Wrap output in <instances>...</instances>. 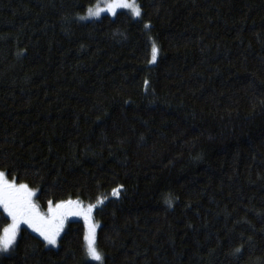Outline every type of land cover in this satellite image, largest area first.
Wrapping results in <instances>:
<instances>
[{"label":"trees","instance_id":"1","mask_svg":"<svg viewBox=\"0 0 264 264\" xmlns=\"http://www.w3.org/2000/svg\"><path fill=\"white\" fill-rule=\"evenodd\" d=\"M96 2L0 0V170L41 208L104 199L103 264H264V0ZM84 235L21 228L0 264H97Z\"/></svg>","mask_w":264,"mask_h":264},{"label":"snow or ice","instance_id":"2","mask_svg":"<svg viewBox=\"0 0 264 264\" xmlns=\"http://www.w3.org/2000/svg\"><path fill=\"white\" fill-rule=\"evenodd\" d=\"M121 9L127 10L133 17L138 18L142 15L137 0H97L94 5L87 8V15L81 19H99L104 13L115 17ZM157 54L158 48L153 42L150 62L156 61ZM120 190L119 187L114 188L112 195L119 196ZM35 194L27 184L17 183L14 177L9 179V173L0 170V208L11 220L0 234V252H9L13 248L22 224L38 233L47 245L57 247L65 220L69 216H82L87 224L93 208L96 207L88 205L84 208L79 201L73 200L60 201L55 205L49 201L47 213H41L38 205L33 202ZM165 202L171 205L170 199H166ZM98 203L103 201L100 200ZM96 227L95 224H88L84 235L86 255L97 264H103L104 256L99 251L96 241Z\"/></svg>","mask_w":264,"mask_h":264},{"label":"rangeland","instance_id":"3","mask_svg":"<svg viewBox=\"0 0 264 264\" xmlns=\"http://www.w3.org/2000/svg\"><path fill=\"white\" fill-rule=\"evenodd\" d=\"M94 5V4H93ZM119 11H123V12H126V13H128L131 17H133L132 15H131V13L130 12H128L127 10H124V9H121V10H118V12ZM87 15V10L83 13V14H81L79 17H78V19L79 20H81V21H92V20H97V19H81V17H83V16H86ZM104 15H107V16H109V17H113V16H111L110 14H108V13H104V14H102V16H104ZM101 16V17H102ZM100 17V18H101ZM134 19H139L140 17H133ZM151 48H152V46H151ZM150 61H151V57H150ZM152 63V62H151ZM35 193H36V190H34V189H32ZM102 201H103V203L105 202V200L104 199H101ZM73 201H78V200H73ZM100 201V200H99ZM33 202L35 203V204H37L38 205V207H39V210L41 211V213H47V211H48V204H47V206L45 207V208H41L40 207V205H39V203L37 202V200H36V194H35V196L33 197ZM80 202V201H79ZM59 203V202H58ZM81 203V205L84 207V208H87L88 207V205H96V207H94L93 208V210H92V213H91V215H90V218H89V220H88V222H87V224H86V222H85V220H84V218L82 217V216H69L66 220H65V222H64V228H63V231L61 232V234H60V237H61V235H62V233L64 232V230H65V227H66V225H67V223L69 222V221H72V220H77V221H80V222H82V224H83V226H84V229H85V233H86V231H87V227H88V224H95V225H97V227H96V237H97V230H98V227H99V224H98V222H96L95 220H94V218H93V213H94V210L96 209V208H98L99 206H101L103 203H95V204H85V203H82V202H80ZM56 203H53V205H55ZM0 211H2L3 212V209L2 208H0ZM4 213V212H3ZM5 214V213H4ZM6 215V214H5ZM8 218V217H7ZM9 219V223H11V220H10V218H8ZM8 223V224H9ZM7 224V225H8ZM21 228H26L29 232H31L32 234H34V235H36L37 237H39L40 239H42L43 240V238L42 237H40L39 236V234L38 233H36V232H34L31 228H29L27 225H21L20 226V229ZM18 236H19V233H18V235H17V238H18ZM16 241H17V239H16ZM45 242V241H44ZM45 244H46V242H45ZM46 246L47 247H50V248H56V247H52L51 245H47L46 244ZM14 247V246H13ZM13 249V248H12ZM11 249V250H12ZM10 250V251H11ZM9 251V252H10ZM9 252H0V255H5V254H8ZM87 259L89 260V261H91V262H94V263H97V262H95V261H92V260H90L88 257H87Z\"/></svg>","mask_w":264,"mask_h":264}]
</instances>
